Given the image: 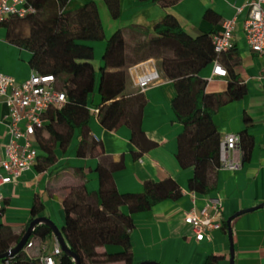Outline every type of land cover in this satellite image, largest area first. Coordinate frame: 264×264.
Instances as JSON below:
<instances>
[{
	"label": "crops",
	"instance_id": "crops-1",
	"mask_svg": "<svg viewBox=\"0 0 264 264\" xmlns=\"http://www.w3.org/2000/svg\"><path fill=\"white\" fill-rule=\"evenodd\" d=\"M171 1L119 0L120 14L116 19L111 17L103 0H68L64 11H74L93 2L105 39L117 30H122L127 44H133V40L149 41L155 36L154 29L165 15L173 16L192 38L202 34L213 35L221 29L223 21L235 17L233 49L221 58L223 63L236 62L233 71L245 86V94L239 100L220 106L213 117V124L221 139L243 132L250 137L251 148L244 160L241 150L229 154L230 158L241 162V167L235 171L219 168L214 177V191L209 195L189 191L188 181L193 175V168H181L176 158L177 138L183 132V126L171 108L175 89L160 67L150 59L127 68L129 79L126 80L124 95L140 93L133 82L136 75L152 70L159 73V82L141 93L144 98L142 131L155 146L135 157L138 148L131 142L129 128L120 125L115 130L107 131L100 125L99 110L95 114L93 110L96 109L89 108V139L99 142V146L94 149L95 155L89 153L88 148L84 155L77 153L81 136L76 130L64 151L58 145L55 146L56 161L53 165L39 172L35 167L36 160L34 166L15 182L1 186L0 210L4 211L0 219L2 225L9 226L18 234L31 218L36 201L42 205L38 217L51 220L60 230L64 224L61 203L64 188L68 186L84 184L86 191L98 203L96 168L99 158L96 154H99L106 161L122 162L123 167L113 173L115 186L121 194L141 193L146 181L160 182L168 178L175 181L181 190L177 199L161 201L149 211L131 215L133 228L129 237L133 264H205L207 258L212 256L217 258L215 264H229L227 219L239 211L264 204V53H253L246 43L243 30L246 17L243 6L246 0ZM238 9L242 10L237 12ZM208 12L212 14L213 20L205 18ZM6 34V29L0 27V73L20 83L33 72L29 66L30 54L10 44ZM91 45L94 53L92 64L97 71L105 44L95 42ZM212 68L211 62L199 73V77L206 81L204 91L207 94H222L227 89L229 78L212 77ZM95 96H92L93 101ZM7 115L6 104L0 98L1 151L9 138ZM74 140L76 146L70 149ZM36 145L37 155L44 156L37 142ZM213 198L221 203L219 217L222 226L202 241H196L192 228L184 223V216L191 210L197 212ZM121 210L127 214V207L123 206ZM230 230L232 264H264V208L234 217L230 222ZM42 242L45 253H49L53 237ZM106 249L108 252L118 250L114 246ZM96 251L103 253L105 249L98 248Z\"/></svg>",
	"mask_w": 264,
	"mask_h": 264
},
{
	"label": "trees",
	"instance_id": "trees-1",
	"mask_svg": "<svg viewBox=\"0 0 264 264\" xmlns=\"http://www.w3.org/2000/svg\"><path fill=\"white\" fill-rule=\"evenodd\" d=\"M25 1L34 13L23 18L10 16L0 22V27L6 29V39L10 44L30 54L31 69L42 75H52L56 88L66 97L65 105L49 110L43 117V126L35 131V140L44 152V156L37 155L36 170L42 172L53 165L56 161L55 146L64 151L76 130L81 136L77 153L84 155L88 148L89 153L95 155L94 149L99 142L89 139L88 129L89 108L92 107L99 110L100 125L105 130L112 131L120 125L129 128L131 142L138 148L135 157L153 148L155 144L146 138L141 127L143 95H124L125 69L158 59L163 75L175 89L171 108L183 126V132L177 138V161L181 168H193L188 181L190 192L211 194L215 173L220 168L218 151L221 140L213 117L220 106L239 100L245 94V86L233 71L236 62L223 63L222 58L220 62L229 78L227 89L222 94L205 93L206 81L199 77V73L215 57L212 35L192 38L173 16L165 15L149 41L133 40V44H127L122 30L105 39L93 2L67 12L64 8L68 0ZM103 2L111 17L118 18L119 0ZM205 18L213 20L209 12ZM95 42L105 44L97 71L92 64L94 53L91 44ZM91 95L97 96L96 103L93 99L90 102ZM238 138L244 160L250 151L251 140L245 132ZM96 156L99 158L96 168L99 202L93 200L84 184L64 188L61 236L80 264H133L129 237L133 228L131 215L149 211L161 201L175 200L180 197L181 190L175 181L168 178L160 182L146 181L141 193L121 194L115 186L113 173L123 167L122 162L106 161L99 154ZM123 206L127 207V214L122 212ZM41 211L42 205L35 201L31 218L18 234L0 223V255L17 245L28 224ZM3 212L1 209L0 219ZM51 237L53 234L47 226L37 225L27 241H45ZM108 246L118 250L108 252ZM98 248L105 251L98 253ZM38 254L37 245L28 252L23 248L13 257L0 259V264H39L34 259ZM216 261L217 258L212 256L205 264H215ZM57 264H74V261L61 253Z\"/></svg>",
	"mask_w": 264,
	"mask_h": 264
},
{
	"label": "built area",
	"instance_id": "built-area-1",
	"mask_svg": "<svg viewBox=\"0 0 264 264\" xmlns=\"http://www.w3.org/2000/svg\"><path fill=\"white\" fill-rule=\"evenodd\" d=\"M243 8L246 17L243 22L244 36L250 50L256 54L264 53V0H246ZM242 9H238L240 12ZM34 13L25 0H0V22L10 16L23 18ZM236 18L225 20L221 29L212 35L214 59L212 61V77H227V72L220 62L225 53L233 49V31ZM160 80L156 70L136 75L134 85L140 93ZM0 98L6 104L9 122L7 124L8 141L0 150V187L13 183L27 170L34 166L37 160L35 131L43 126V117L51 109H60L65 105V94L55 86L52 75H42L32 72L23 82H16L12 77L0 73ZM96 114L98 109L93 110ZM239 138L236 135H226L219 142V163L221 169L235 171L241 167V162L230 158L229 154L239 151ZM221 203L218 199H209L208 205L197 212L191 210L184 216V223L192 228L196 241L207 238L214 230L221 228L219 211ZM35 245L39 254L34 257L39 264H57L62 253L59 243L53 236L51 251L45 253L42 241L30 240L23 247L26 252Z\"/></svg>",
	"mask_w": 264,
	"mask_h": 264
},
{
	"label": "water",
	"instance_id": "water-1",
	"mask_svg": "<svg viewBox=\"0 0 264 264\" xmlns=\"http://www.w3.org/2000/svg\"><path fill=\"white\" fill-rule=\"evenodd\" d=\"M264 208V204H260L256 207L250 208V209H246L243 211H239L238 213H236L235 215H233L232 217H230L229 219H227L226 221V226H227V232H228V238H229V252H230V260H229V264H232V256H233V247H232V243H231V230H230V222L231 220L241 214L247 213V212H252L254 210H258ZM37 225H45L47 226L52 234L56 237L60 249L62 251V253L68 257H70L73 261L74 264H80V261L78 259V257L71 253L70 250L67 248L66 244L64 243V240L61 236L60 230L52 223L51 220L45 218V217H37L35 219H33L29 224L28 227L25 231V233L23 234L22 238L20 239V241L17 243V245H15L13 248H11L9 251H7L5 254L0 255V259L2 258H6V257H13L15 254H17L19 251H21L23 249V247L25 246L27 240L29 239V237L32 234V231L34 230V228ZM140 264H157L154 262H143Z\"/></svg>",
	"mask_w": 264,
	"mask_h": 264
},
{
	"label": "rangeland",
	"instance_id": "rangeland-1",
	"mask_svg": "<svg viewBox=\"0 0 264 264\" xmlns=\"http://www.w3.org/2000/svg\"><path fill=\"white\" fill-rule=\"evenodd\" d=\"M153 60H154L155 65L158 67V66H159V60H158V59H153ZM127 68H128V67H127ZM127 68L125 69V74H126L125 77H126V80L129 79V78H128V75H127ZM92 96H93V95L90 96V102H91ZM96 100H97V96H95L94 101L96 102ZM95 102H94V103H95ZM90 105L92 106L91 103H90ZM75 146H76V140L73 141L72 146L70 147V149H73ZM66 163H67V161L65 162V164H66ZM67 165H68V164H67Z\"/></svg>",
	"mask_w": 264,
	"mask_h": 264
}]
</instances>
